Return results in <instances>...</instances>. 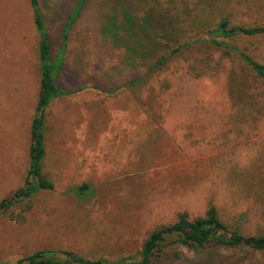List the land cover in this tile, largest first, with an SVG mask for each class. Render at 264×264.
<instances>
[{"label":"rangeland","instance_id":"374dc122","mask_svg":"<svg viewBox=\"0 0 264 264\" xmlns=\"http://www.w3.org/2000/svg\"><path fill=\"white\" fill-rule=\"evenodd\" d=\"M75 2L38 0L52 55ZM150 14L167 24L161 42V23L142 31ZM223 18L264 26V0H86L58 81L73 93L44 112L41 167L53 188L0 216V262L47 250L137 261L151 231L209 207L244 235L264 233V82L207 42ZM214 39L264 66V33ZM37 40L29 0H0V200L28 169ZM177 250L152 264H264V250L246 247Z\"/></svg>","mask_w":264,"mask_h":264},{"label":"trees","instance_id":"16d2710c","mask_svg":"<svg viewBox=\"0 0 264 264\" xmlns=\"http://www.w3.org/2000/svg\"><path fill=\"white\" fill-rule=\"evenodd\" d=\"M85 2L86 0H76L73 9L70 11L63 25L61 45L57 53L52 55L49 35L43 22L38 0H29L33 24L38 35L39 91L37 101L35 102V115L30 126L29 161L24 184L14 190L10 196L8 195L0 200V216L9 211L12 206L30 199L36 192L51 190L53 188L52 182L43 176L41 167L45 156L43 137L44 112L53 99L73 93V91L60 88L58 81L65 66L64 56L69 30L79 15L80 10L85 5ZM162 18V15L155 16L150 14L145 16L143 25L141 26L142 31L145 32L152 24L158 25L157 23H161L162 25L159 24L160 26H158L159 34L156 35L160 39V42L163 41L161 38L166 37L169 32L166 28L167 24ZM261 33H264V26L244 27L230 25V22L225 18L219 20L216 27L206 30V34L209 37H213L207 40L208 43L236 52L264 82L263 65L256 63L250 57L214 39V37L231 38L237 35L254 36ZM173 52L175 50L171 53ZM165 59L166 56H161L151 67L150 71L161 65ZM139 81L140 79H134L128 84L131 85ZM87 189L88 186L83 184L77 190L81 193ZM209 246H225L228 248L246 247L252 250H264V233L257 236L244 235L239 230L225 225L220 220L216 210L213 207H209L202 217L190 220L187 213L182 212L178 214L177 220L173 224L151 231L143 242L140 258L137 261L124 259L113 262L102 259L88 260L70 251L47 250L32 253L14 264H152L156 258H160L161 256L172 259L179 258L180 252L177 250L179 247L190 250H201ZM0 264L9 263L0 262Z\"/></svg>","mask_w":264,"mask_h":264}]
</instances>
